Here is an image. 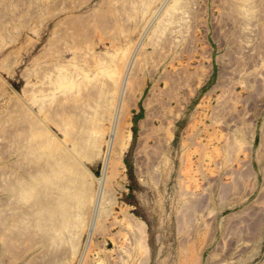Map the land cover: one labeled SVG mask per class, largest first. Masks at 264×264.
<instances>
[{
    "label": "rangeland",
    "instance_id": "rangeland-1",
    "mask_svg": "<svg viewBox=\"0 0 264 264\" xmlns=\"http://www.w3.org/2000/svg\"><path fill=\"white\" fill-rule=\"evenodd\" d=\"M0 264H264V0H0Z\"/></svg>",
    "mask_w": 264,
    "mask_h": 264
},
{
    "label": "bare ground",
    "instance_id": "bare-ground-1",
    "mask_svg": "<svg viewBox=\"0 0 264 264\" xmlns=\"http://www.w3.org/2000/svg\"><path fill=\"white\" fill-rule=\"evenodd\" d=\"M115 130H116V126H115V128H114V133H115ZM114 134H112V136H113ZM114 137V136H113ZM113 139L114 138H112L111 137V140H110V144H109V148L111 149V147L113 146ZM123 147V146H122ZM117 152V154H118V156H120L121 154H122V152H123V149H121V147H120V149H119V151H116Z\"/></svg>",
    "mask_w": 264,
    "mask_h": 264
}]
</instances>
